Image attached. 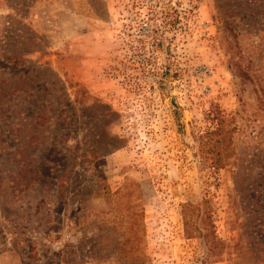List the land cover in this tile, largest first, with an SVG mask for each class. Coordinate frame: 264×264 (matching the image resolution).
<instances>
[{
    "label": "rangeland",
    "instance_id": "rangeland-1",
    "mask_svg": "<svg viewBox=\"0 0 264 264\" xmlns=\"http://www.w3.org/2000/svg\"><path fill=\"white\" fill-rule=\"evenodd\" d=\"M0 264H264V0H0Z\"/></svg>",
    "mask_w": 264,
    "mask_h": 264
},
{
    "label": "trees",
    "instance_id": "trees-1",
    "mask_svg": "<svg viewBox=\"0 0 264 264\" xmlns=\"http://www.w3.org/2000/svg\"><path fill=\"white\" fill-rule=\"evenodd\" d=\"M219 125L212 131H206L199 139V148L206 160L217 167H224L232 155V138L236 128H231L229 134L225 132L226 118L218 115ZM189 219H186V225L189 226Z\"/></svg>",
    "mask_w": 264,
    "mask_h": 264
}]
</instances>
